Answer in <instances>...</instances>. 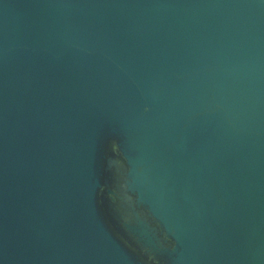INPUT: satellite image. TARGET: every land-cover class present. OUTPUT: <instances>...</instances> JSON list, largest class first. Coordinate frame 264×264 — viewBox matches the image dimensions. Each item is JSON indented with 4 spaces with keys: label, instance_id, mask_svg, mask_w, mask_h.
Masks as SVG:
<instances>
[{
    "label": "water",
    "instance_id": "1",
    "mask_svg": "<svg viewBox=\"0 0 264 264\" xmlns=\"http://www.w3.org/2000/svg\"><path fill=\"white\" fill-rule=\"evenodd\" d=\"M0 264H264V0H0Z\"/></svg>",
    "mask_w": 264,
    "mask_h": 264
}]
</instances>
